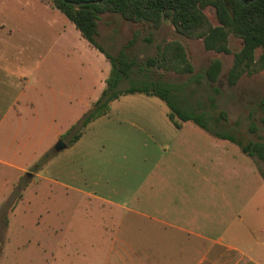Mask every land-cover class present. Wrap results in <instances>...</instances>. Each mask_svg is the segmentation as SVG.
<instances>
[{"label": "rangeland", "instance_id": "rangeland-1", "mask_svg": "<svg viewBox=\"0 0 264 264\" xmlns=\"http://www.w3.org/2000/svg\"><path fill=\"white\" fill-rule=\"evenodd\" d=\"M27 2L33 3L0 0V21L18 24L21 33L16 45L39 49L55 30L23 9ZM205 14L213 26L218 25L213 8ZM136 31L142 39L129 56L138 64L155 56L164 42L177 40L185 46L194 72L180 76L137 67L118 90L145 79L167 83L174 86L172 97L178 108L202 114L220 133L244 144L264 138L259 120L264 72L243 75L235 86L227 82L242 40L230 36L232 53L226 55L207 51L202 40L178 35L167 20L153 30L104 14L97 41L116 56ZM148 36L151 43L143 41ZM260 53L256 52L257 58ZM214 59L222 62V71L210 83L205 70ZM55 99L57 106L48 107L53 113L32 121L24 142L15 131L5 141L12 154L25 144L30 167L21 176L11 174L14 184L9 185H4L6 170L0 167V264H131L135 251L149 258L148 252L156 253L149 244L141 250L137 241L166 240L174 235L173 225L239 247L264 242L263 162L247 156L236 144L214 141L193 122L181 123L183 129L176 134L168 119L170 111L158 97L122 95L111 102L108 116L86 127L83 118L95 103L70 105ZM220 111L227 119L216 124L211 120ZM68 127L74 129L66 132ZM58 131L64 135L56 138ZM76 134L81 137L70 145ZM59 142L66 148L56 151ZM169 143V151H161ZM189 239L200 241L193 235Z\"/></svg>", "mask_w": 264, "mask_h": 264}, {"label": "crops", "instance_id": "crops-1", "mask_svg": "<svg viewBox=\"0 0 264 264\" xmlns=\"http://www.w3.org/2000/svg\"><path fill=\"white\" fill-rule=\"evenodd\" d=\"M32 2L25 3L23 9L32 12L37 22L55 30L52 31L55 34L51 40L39 46V49L16 45L19 41L16 37L21 33L18 24L0 21V167L6 170L3 173L4 185L14 184L11 174L14 176L17 172L21 176L30 167L29 158L25 155V144L12 154L5 144L8 136L15 131L20 142H24L25 137L30 136L32 121L37 123L43 116L53 113V108L49 112L48 107L51 104L57 106L55 98L65 99L66 104L70 105H93L105 89L111 70L106 57L81 36L52 2ZM66 29L73 33L67 34ZM51 99L54 101L51 102ZM51 118H57L55 113ZM170 123L173 126L171 121ZM173 128L179 134L183 126L181 124L180 129ZM204 132L218 143L224 141ZM193 133L204 140L196 132ZM62 135L64 134L58 131L56 138ZM2 137L5 138L3 142ZM170 145H162L161 151H169ZM209 145L216 148V144L210 142ZM170 228L174 235H167L166 240L137 241L136 245L141 250L149 244L156 249V253L148 252L151 256L149 258L135 251L133 262L129 259L131 264H264L262 241L255 242L253 247H239L226 243L221 237L211 240L184 227L173 225ZM190 235L200 241H191Z\"/></svg>", "mask_w": 264, "mask_h": 264}, {"label": "trees", "instance_id": "trees-1", "mask_svg": "<svg viewBox=\"0 0 264 264\" xmlns=\"http://www.w3.org/2000/svg\"><path fill=\"white\" fill-rule=\"evenodd\" d=\"M52 0L53 6L64 14L80 32L81 36L96 50L101 52L110 63L111 70L106 87L92 110L83 118L82 125L86 127L91 122L104 117L110 110L111 102L122 95L143 94L158 97L169 109L168 118L176 129L181 123L193 122L210 135L236 144L249 157L264 163V138L258 142L244 144L233 135H225L209 125L202 114L188 112L178 108L173 102L174 86L167 83L153 82L150 79L134 81L135 85L118 90L119 85L129 80L133 70L151 72L158 70L175 75H188L194 72L185 46L177 41H167L157 48L155 56L147 57L142 63H137L129 56L130 50L142 39L136 31L126 45L116 56L111 55L97 41L98 22L101 15L115 14L125 22L147 25L153 30L159 29L165 20L169 21L175 32L191 40H202L207 51L229 55V38L233 36L242 40L243 46L233 55V64L227 74L229 86H235L243 76H253L264 72V0ZM72 4H79L75 7ZM215 11L217 26H213L205 14L207 8ZM147 43L152 37L143 38ZM260 51L257 58L256 52ZM222 71V62L214 59L205 70L206 79L215 83ZM132 84V83H131ZM260 123L264 126V102L262 104ZM178 119L179 122L176 120ZM224 111L217 118H212L218 124L226 120ZM74 129V128H72ZM70 129V131L72 130ZM255 131L254 125L251 129ZM81 134H76L70 141L74 144ZM263 178H264V174Z\"/></svg>", "mask_w": 264, "mask_h": 264}, {"label": "water", "instance_id": "water-1", "mask_svg": "<svg viewBox=\"0 0 264 264\" xmlns=\"http://www.w3.org/2000/svg\"><path fill=\"white\" fill-rule=\"evenodd\" d=\"M256 1H257V0H253L252 3H253V2H256ZM72 5H74L75 7L80 6L79 4H72ZM64 148H66V145L63 144L62 142H59V143L57 144L55 150H56V151H60V150H62V149H64Z\"/></svg>", "mask_w": 264, "mask_h": 264}]
</instances>
